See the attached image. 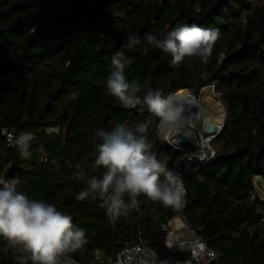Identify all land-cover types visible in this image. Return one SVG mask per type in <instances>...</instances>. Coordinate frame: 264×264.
<instances>
[{
    "label": "trees",
    "instance_id": "1",
    "mask_svg": "<svg viewBox=\"0 0 264 264\" xmlns=\"http://www.w3.org/2000/svg\"><path fill=\"white\" fill-rule=\"evenodd\" d=\"M177 24L219 30L207 65L199 57L172 65L171 54L147 45L146 34L163 39ZM129 34L142 41L125 52L129 82L178 101L215 84L228 116L215 157L188 161L190 152L165 149L160 118L108 92L111 57ZM136 123L148 124L152 150L182 173L186 195L179 208L141 195L137 209L109 222L99 197L76 199L87 185L74 165L88 157L87 175L101 177L105 169L90 166L96 130ZM4 130L33 134L30 158ZM13 177L18 191L54 204L84 230L86 243L66 254L81 264H99L96 251L116 258L139 241L164 253L167 222L177 215L219 254L209 264H264V200L255 186L264 179V0H0V179ZM5 244L0 238V264H18Z\"/></svg>",
    "mask_w": 264,
    "mask_h": 264
},
{
    "label": "clouds",
    "instance_id": "2",
    "mask_svg": "<svg viewBox=\"0 0 264 264\" xmlns=\"http://www.w3.org/2000/svg\"><path fill=\"white\" fill-rule=\"evenodd\" d=\"M218 39V29H203L195 24H177L163 39L145 35L147 45L171 54L172 65H179L186 57H199L201 63L207 65ZM141 44L138 35L129 34L121 49L112 55L111 69L105 80L107 90L125 108L146 105L162 124L175 130L178 149L183 142L181 137L187 138L182 129L193 127L201 111L198 105L189 108L173 95L164 96L160 90L143 88L138 81L126 79L125 69L132 61L125 52ZM143 50L147 53L148 47ZM141 91L143 97L138 95ZM147 128V123H136L134 127L117 124L111 130H96L93 139L99 138V142L95 143V158L90 166L105 169L101 177L87 175L88 157L74 165L73 175L87 185L76 194V199L99 197L100 207L106 210L109 222L137 209V197L141 195L165 207L179 208L183 203L186 189L182 176L167 167L166 159L157 157L145 134ZM33 139L30 131H22L10 142L18 148L21 157L27 159L31 156L29 148ZM210 153L208 149L197 159H211L214 153ZM19 184L17 177L0 179V238L6 241L2 250L6 254L11 250L18 264H62L66 254L76 252L86 243L84 230L75 226L72 217L54 204L31 199L18 191Z\"/></svg>",
    "mask_w": 264,
    "mask_h": 264
},
{
    "label": "built area",
    "instance_id": "3",
    "mask_svg": "<svg viewBox=\"0 0 264 264\" xmlns=\"http://www.w3.org/2000/svg\"><path fill=\"white\" fill-rule=\"evenodd\" d=\"M4 134L9 142L14 137L13 133L8 130H4ZM200 137L201 141H197L196 146H192L190 149L191 154L186 157L188 161H206L197 159V157L208 149L214 153L212 158L215 157L216 151L209 144L205 146L202 135ZM171 170L182 176L180 171L173 168ZM166 226L167 236L164 253H160L139 241L124 247L116 258L106 257L101 251H96V259L99 261L102 258L101 261H107L106 264H161V261H166V264H209L219 258V254L215 250L209 249L181 216L177 215L169 219ZM62 264L81 263L66 255L62 259Z\"/></svg>",
    "mask_w": 264,
    "mask_h": 264
},
{
    "label": "bare ground",
    "instance_id": "4",
    "mask_svg": "<svg viewBox=\"0 0 264 264\" xmlns=\"http://www.w3.org/2000/svg\"><path fill=\"white\" fill-rule=\"evenodd\" d=\"M192 97L193 96L184 98L180 100V102L183 104H186L187 106H189V108H191L192 105H198L199 107L205 108L207 110V115H205L206 120H209V121L213 120L212 122H214V124H216L217 126H220L223 124L225 116L220 114L221 112L220 108L222 107V103L220 102L219 97L214 93L213 90L204 92L203 97L200 100L196 98H192ZM210 111L213 112L214 115L211 116L209 114ZM162 130H163L162 133H163V138H164L163 141L165 145L170 146L173 150H176L177 148L175 146V141L177 137H176L175 130L165 126L164 124H162ZM184 130L185 129H182V131ZM209 137L203 138V143L205 146H207L212 141V139H210ZM181 148L182 146L180 144L178 149H181Z\"/></svg>",
    "mask_w": 264,
    "mask_h": 264
},
{
    "label": "rangeland",
    "instance_id": "5",
    "mask_svg": "<svg viewBox=\"0 0 264 264\" xmlns=\"http://www.w3.org/2000/svg\"><path fill=\"white\" fill-rule=\"evenodd\" d=\"M210 90H213L214 93L219 97L220 99V92H218L216 90V87H215V84H209V85H206L204 86L200 92L197 95V97H192V98H196L198 100H200L202 97H203V94L204 92L206 91H210ZM189 92V91H188ZM189 93H192V92H189ZM194 94V93H193ZM182 100V99H181ZM180 102V101H179ZM220 102L222 103V107L220 108L221 109V112L220 114L221 115H227V112H226V108H225V105L223 104V102L221 101L220 99ZM200 111H201V115H200V118L198 120L195 121L194 123V126L191 127L190 129H185L184 132L188 133L189 135H191L192 137V146H196V143L197 141H201V137L200 135H202V139L203 137H206L207 134H205V130H204V126L206 123L208 122H212L213 120H206L205 119V115H207V110L203 107H199ZM211 116L214 115L213 112L210 111L209 113ZM214 123V122H213ZM163 130H162V123L160 122L159 126H158V130H157V137L158 139L160 140L161 144L163 145L164 147V138H163ZM196 137V138H195ZM214 140V139H213ZM213 140L209 143V145L215 149V146H214V143H213ZM188 148H192V147H188ZM172 151V150H171ZM255 186H256V191L258 193V195L260 196V198H262L264 200V179H261V178H258L256 179V183H255ZM102 258L99 260V264H106L107 261H101Z\"/></svg>",
    "mask_w": 264,
    "mask_h": 264
},
{
    "label": "water",
    "instance_id": "6",
    "mask_svg": "<svg viewBox=\"0 0 264 264\" xmlns=\"http://www.w3.org/2000/svg\"><path fill=\"white\" fill-rule=\"evenodd\" d=\"M227 115H225V118H224V122L222 125L220 126H217L216 124H214L213 122H208L205 124V133L208 135V136H211L209 137L210 139L212 138H216L217 136H219L225 126V123L227 121ZM185 136L187 138H183L181 137V139L183 140V142L181 143V146L182 148L181 149H176V150H173L170 146H167L164 144V148L167 149V150H172L173 153L175 154H178V155H181V154H184L186 152H189L191 148H188V147H192V138L189 134H187V132L185 133ZM208 138V139H209Z\"/></svg>",
    "mask_w": 264,
    "mask_h": 264
}]
</instances>
